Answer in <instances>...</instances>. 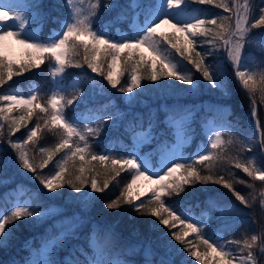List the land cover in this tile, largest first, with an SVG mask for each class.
Segmentation results:
<instances>
[{
  "label": "snow or ice",
  "instance_id": "6c2138e0",
  "mask_svg": "<svg viewBox=\"0 0 264 264\" xmlns=\"http://www.w3.org/2000/svg\"><path fill=\"white\" fill-rule=\"evenodd\" d=\"M191 3L212 5L215 0H156L154 5L148 7L144 23L142 25L136 24L132 35L121 33L118 37H113L105 29L125 19V15L121 13L110 22L102 19L105 11L116 7L112 0H89L87 7H85V0H64L67 17L58 21L60 24L59 31H54L46 40H40L31 30V25H43L47 20V16L42 11L40 0H29L27 3H12L0 0V86L12 80L14 75H20L33 68H39L45 59H50L53 61L52 76L54 79L58 75L63 76L68 67L79 68L86 65L92 73L102 76L111 88L124 94L127 103H131L132 98L136 95L134 90H142L145 87L141 82L142 79L155 84L162 79L174 78L176 81L188 85L190 90H197L201 79L186 70L184 61L194 67L195 72L200 74L202 81H206L212 88L224 89L225 84L219 71H213L212 66L206 63V57L212 54V49L203 51L205 44L215 47L217 40H219L223 42L226 48L235 77L249 95V114L253 118L257 117L258 105L255 94L258 90V81L255 73L247 68L242 59L245 44L251 43L249 38L251 30L264 28V7H260L258 15L253 17L254 6L250 0H244L242 6L237 4V0H232L231 6L228 3L216 4V7H223L226 12L235 11L234 25L218 24L217 18H195L194 22L178 19V10L187 9ZM20 7H23L25 11L16 10ZM133 7H135V2H133ZM223 19L231 20V17ZM133 23L135 24V17ZM166 24L170 25L175 31L172 33L159 31ZM206 24L216 26L219 31L206 27ZM210 35L212 36L210 40L198 41L196 39L197 37ZM9 38L23 45L26 49L34 50L28 53L27 62L20 64L18 69H15L13 63L7 61L3 54L5 43ZM164 45H167V47H162ZM142 46H146L154 54L151 59L145 58L143 53L139 52ZM197 48H201L202 51H197ZM81 50H83L82 63L76 59L80 56ZM125 50L129 51L122 57ZM171 50H175V54L180 57L179 60L171 55ZM193 53H195V57ZM118 61H120L119 65ZM141 67L146 69L143 76L138 74ZM129 69V78L121 83V77ZM57 83H60V81H57ZM260 83L264 84V74L260 76ZM259 91L261 92L260 102L264 104V87H261ZM84 95L85 93L80 92L71 99H64L63 96L53 93L48 100L51 112L49 118L45 120V125H53L59 128L61 137L53 150L41 148L42 152L47 153V159L42 161L39 168L43 169L52 160L55 153L67 149L64 157L55 165L54 172L50 171L48 175L38 174L37 165L30 162V158L21 143L9 140L10 147L19 150L17 156L19 166L27 172L33 173L32 179L39 181L45 195L58 194L59 190L67 185L75 193L81 194L77 199L94 202L96 197L92 193L105 192L109 188V181L104 180L101 186L96 176H93L89 184L84 177L86 164L91 163V161H98L102 165L110 162L111 171L115 172L117 176L120 175L122 170H129L131 172V182L127 183L117 198L104 202L103 207L105 209L111 212L123 209L124 205H128L127 209H123L125 212L131 211L137 215L146 214L156 218L158 225L153 222V227L158 228L159 225H162L167 228L168 232H162L161 235L174 238L183 246L179 251H187V255L194 257L196 261H199V264H220L221 261H223V264H234V262L235 264H256L253 249L259 243L260 252L264 254V233L251 234L242 242L240 240H229L221 243L218 237L207 236L206 221L195 220L182 212H178L171 203H165L163 199L165 196H179L185 192L186 186H194L196 183L206 185L212 182L231 191L236 200L246 208L252 206L244 195L235 190L232 181L225 179L223 175L214 177L211 174V168L208 169L210 174L201 175L200 171L194 166L195 163L205 164V162L216 159L211 150L219 149L223 144L219 130H209L208 148L204 152L197 153L192 162L173 160L169 162V165H165L166 171L163 168L161 169L162 175L159 172L153 173L147 162L135 151L128 153L126 157L120 158L112 157L108 150L92 153L88 137L98 138L104 125L114 121L117 117L114 115H93L91 119L100 126L92 128L85 125L81 128L77 117L65 114L64 105L71 106ZM36 100L37 96L34 94L28 98L14 94H0V101L7 102L5 106L0 107V116L4 121H10L9 135L18 131L21 124H27L35 109H39L40 113H49L48 107L42 106L40 103L34 104ZM109 103L114 104L112 101ZM14 108H20L26 115H21L18 118L10 117L9 114ZM178 111L185 113L182 119H187L191 115L186 109H179ZM182 119L177 117L175 111L166 115L168 125L173 128L177 124H182ZM139 123L140 132L135 130V122H130L127 130L137 138V142L150 143L155 138L152 131L155 126L154 122L150 120L146 129L143 127V117L139 118ZM256 126L259 130V119L256 120ZM2 129L3 125H0V135H3ZM39 129L40 125L37 123L34 128L28 131L24 143L33 141L37 137ZM73 137H76L77 140L73 141ZM258 143L261 153L264 154V140H260ZM245 150L251 152L253 149L251 145H248ZM86 154L91 155L90 161H85ZM75 157H79L81 162L78 169H76L78 174L75 175L74 179H66V173L69 171L68 162ZM235 167L241 169L253 180L264 181V161L257 164L254 157L246 158L244 162L237 160ZM178 170H183L179 176L176 175ZM153 176L158 178L153 179ZM140 180L155 185L150 189L151 199L147 202L141 200L145 193L140 191L141 186L137 183ZM238 182L241 184L247 183L244 180ZM85 187L89 189L86 193L84 192ZM248 187H252V185L249 184ZM38 196L39 192H35L32 197L23 202L17 201L11 207H0V247L6 246L14 231L20 226L17 221L35 223L45 217L46 213L39 210L38 206L36 208L32 207V199ZM252 199L255 200V197ZM262 207H264V202H262ZM226 211L239 214L241 209L233 205L227 210L220 209L221 215H224ZM64 219H67L69 224L66 227L62 226L55 235L49 236L41 246L42 251L37 250L42 258L28 259L23 261L22 264H80L79 257L81 256L84 258V264H120L119 261L113 262L104 259L105 250L99 243L97 235L99 222L96 227L89 228L88 249L78 248L76 259H73L71 253H69L67 259L59 262L51 259L52 253L57 248H62L69 240L79 239L78 232L83 226L81 221L84 218L65 217ZM177 223L184 225V228L180 231H172ZM53 227H55V224H53ZM225 227H228V225H225ZM189 233L196 234L197 239L206 245L207 250L204 253L193 250L196 246L185 239ZM115 238H119V234L111 225L106 226L105 242H111ZM210 240L211 242H209ZM165 246L166 252L160 256L159 260L151 258L153 255L151 245L144 246L147 253L144 264H176V261L170 257L167 251V249L174 248L171 241L165 240ZM244 251L247 252L246 255L241 254ZM13 264H16V262L13 261ZM184 264H187V261Z\"/></svg>",
  "mask_w": 264,
  "mask_h": 264
},
{
  "label": "trees",
  "instance_id": "16d2710c",
  "mask_svg": "<svg viewBox=\"0 0 264 264\" xmlns=\"http://www.w3.org/2000/svg\"><path fill=\"white\" fill-rule=\"evenodd\" d=\"M154 1L140 0V10L138 13L130 6V0H112V3L116 7L105 11L102 19L110 22L113 18L123 13L125 19L112 24L108 29L110 32H114V29L119 27L131 32L134 14L138 13L139 22L141 24L144 23L148 7L153 5ZM250 2L254 6L253 17H255L259 13V8L264 7V0H250ZM40 3L42 4V11L47 16L42 31L47 33L51 28H60L58 21L67 17L64 0H40ZM223 3H227L226 0H215V3L212 5L200 4L198 8L199 17L205 19L217 18L218 24L233 25V18L231 20L223 19L229 17V14L231 16V12L224 11L223 7L215 6L216 4ZM205 26L219 31L216 26L207 24ZM254 30L255 32L264 31V28ZM165 33L172 32L165 31ZM196 39L198 41L210 40L212 36L197 37ZM221 42L217 40L215 47L205 44L203 51L212 49V54L206 57V63L212 66L213 71H219L225 84L224 89L212 88L206 81H202L200 74L195 72L191 64L184 61L186 70L190 71L198 79H201L197 90H190L188 85L182 84L174 78L162 79L155 84L146 79H142L141 82L145 87L142 90H134L136 95L132 98L131 103H127L124 102V94L111 88L102 76L92 73L85 65L79 68L68 67L66 69L65 74L62 76L63 86L61 96L64 99H71L77 93H85L73 105H64L67 116H75L79 120H82L86 115L92 116L94 114L100 116L114 115L117 117L114 121H110L107 125H104L103 131L98 138L88 137L92 153L105 149L114 158L125 157L133 148L130 139L131 132L127 129H129L130 122L137 124L136 121L140 117H143V125L146 124L148 119L154 122V129H156L158 123L161 127L164 126L163 118L167 113L175 111L176 115H181L184 112L178 111L179 109H186L187 112L192 110L195 101L192 99L195 97H199L200 101L206 102V105L200 108L198 117H203L208 114L215 116L217 113L215 114L214 108L223 106L224 113L222 118H226L229 129L222 133L223 144L221 147L212 150L216 159L205 162V164L195 163L194 166L200 171L201 175L210 174L208 169L211 168V174L214 177L223 175L225 179L232 181L235 190L244 195L252 206L246 208L236 200L231 191L212 182L206 185L196 183L194 186H186L185 192L179 196H165L163 199L165 202H171L177 211L179 208H183L187 211L194 210L201 214V217L208 221L206 229L207 235L218 233L224 241L240 240L242 242L243 239L251 234L264 233V207H262V202H264V181L253 180L241 169L235 167L237 160L243 162L244 157L252 152L246 151L245 147L251 145L252 148L255 146L259 148V143L255 139V133L250 125L249 95L242 88V85L235 80L230 64L223 60L220 54ZM162 47H167V45ZM196 50L202 51L201 48H197ZM128 51L125 50L122 53V57ZM139 52L143 53L140 50ZM143 55L145 58L151 59L145 53ZM171 55L176 60L180 59L175 54V50H171ZM193 56L195 57V53H193ZM76 59L81 63L83 62V50H81L80 56L76 57ZM7 61H11L15 69H18L20 64L27 62V60H23L20 63H15L9 59ZM51 63L52 61L50 59H46L39 68H33L20 75H14L12 80L8 81L10 85H19L23 89H28L33 82L40 85L43 95L37 98L36 103L48 107L49 113H40L39 109H35L32 118L27 121V124H21L19 130L15 131L12 135L8 134L10 121L3 120L5 126L2 129L3 135H0V139H2L0 140V146H4L0 150V207H8L10 205L13 199L8 197L7 193L10 194V190L16 192L17 186L21 183L27 190L26 196L28 199L32 197L33 193L39 192V196L32 199V207L36 208L38 206L39 210H42L57 205L61 208L66 207L85 213L96 222H99L100 230L103 232L100 239L104 243L106 251L110 256L121 258L120 264H144L138 246L141 242L153 244L152 242L159 234L158 228L153 227V222L158 225L156 218L146 214L137 215L131 211L125 212L123 209H127L129 207L128 205H124L123 209L113 210L111 212L103 207L105 201L117 198L127 183L130 182L131 172L129 170H122L120 175L117 176L115 172L111 171L110 162L102 165L98 161H91V163L86 164V171L84 173V177L89 184L93 176H96L101 186L104 180L107 179L109 181V188L105 192L92 193L96 197L94 202L77 199L81 194L75 193L67 185L60 189L58 194H50L49 196L44 194L39 181L32 179L33 173L27 172L19 166L17 160L19 150H14L10 147L9 140L15 142L18 138L27 139L28 131L39 123L40 129L38 130L37 137L33 141L27 142V155L30 158V162L37 165V173L48 175L50 171L54 172L55 165L67 152V149H65L62 152L55 153L52 160L43 169L39 168L42 161L47 159V153L42 152L41 148L53 150L55 145L59 143L61 137V130L59 128L53 125H45V120L49 118L51 112V108L48 105L53 84L49 70ZM119 64L120 61H118ZM129 72L130 69L121 77V83H124L129 78ZM145 72L146 69L141 67L138 74L143 76ZM75 76L82 83V86L79 89L71 90L66 85ZM256 79L258 81V90L255 94L258 105L256 118L260 121L259 130L261 132V140H264V104L260 102L261 92L259 91L261 87H264V84L260 83V77ZM7 87L8 84L0 86V92ZM110 101L114 102V104H110ZM153 108L156 109V113L152 112ZM21 115H26V113L20 108L14 109L9 114L10 117L16 118ZM160 119L162 122H158ZM193 123L195 124V127L191 131L193 143L187 148L189 151L195 149L199 143L198 139H203L199 138L201 135L199 121L194 120ZM99 126L96 121L92 124V128ZM258 153L262 157V161H264V154L261 153L260 148ZM90 160L91 155L86 154L85 161ZM80 163L79 157H75L68 162L69 171L66 173V179L75 178V175L78 174L76 169H78ZM240 180H244L247 183L241 184L238 182ZM249 184L252 187H248ZM88 191V187H85L84 192L86 193ZM253 197H255V200L252 199ZM233 205L241 209L239 214L227 211L224 215L218 213L219 209L227 210ZM17 224L20 226L14 231L12 238L7 242L6 246L0 247V264H13V261L16 264H22L33 251L39 249L49 236L55 235L57 232V227H53L46 218L35 223L17 221ZM108 225H111L115 229L116 233L119 234V238H115L111 242L106 243L104 237L105 228ZM225 225H228V227H225ZM87 231L88 229L79 231V239L69 240L62 248H57L52 253L51 258L59 262L65 260L67 255L71 253L73 259H76L78 257V248L88 249ZM253 252L257 257L256 264H264V254L260 252L259 243L253 249ZM241 254L246 255L247 252L244 251ZM79 261L80 264H83L84 258L82 256L79 257Z\"/></svg>",
  "mask_w": 264,
  "mask_h": 264
},
{
  "label": "rangeland",
  "instance_id": "374dc122",
  "mask_svg": "<svg viewBox=\"0 0 264 264\" xmlns=\"http://www.w3.org/2000/svg\"><path fill=\"white\" fill-rule=\"evenodd\" d=\"M6 2L27 3L28 0H6ZM133 2H135V7H133ZM226 2L229 4V6H231L232 0H226ZM88 3H89V0H85V7L88 6ZM138 3H139V0H131L130 2L133 8H136L138 6ZM243 3H244V0H242L240 3H237V4L242 6ZM198 6L199 4L197 3H191L187 7V9L182 8L181 10H178L179 15L177 18L185 20V21H189V22H194L195 18H199L197 14ZM16 10L25 11L23 7L17 8ZM217 16H220V15H217ZM228 16H230V14ZM134 17H135V24L132 23L133 29L135 28L136 24H140L137 20V16L135 15ZM230 17L233 18V22H234L235 21V11H233V13L231 12ZM172 22L174 23L175 21L173 20ZM40 26L41 25H34V24L31 25V30L34 32L35 35L39 37L40 40H46L49 36L53 34L54 31H59L58 29L51 28L50 31L45 33V31H42ZM105 31H107L108 34L113 37H118L121 33L126 34V35L133 34V30H132V33H130L128 31H125L119 28H116L115 29L116 32H112V33L107 28L105 29ZM159 31H175V29H173L170 25L166 24V25H163L159 29ZM254 31H255L254 29L251 30V34L249 37L251 40V43L245 44V48L243 50L242 62L246 64L247 68L251 72L255 73L256 78H257V77H260L261 74H264V46H262V44H264V33H260V32L253 33ZM10 43L12 42H11V39L9 38V40H7L5 43L3 54L6 55L8 58L14 60L15 62H19L24 58H27L28 60V53L34 51L32 49H26L21 44H18L17 47H14L13 45H10ZM139 50H142L149 57H153L154 55L146 46H142ZM223 52H225V59L231 63L230 58L227 55V51H226L224 44H223ZM52 68H53V64L50 68L51 76H52ZM52 79L54 81V86L51 91V96L53 95V93H56L59 96L61 85L60 83H57V81H60L61 76L58 75L56 79H54L52 76ZM68 86L72 89L74 88L79 89L82 86V83H80L77 80V78L74 77L73 80L68 81ZM3 94H14V95L22 96L24 98H28L29 96L33 94L38 97L40 93H39V89L34 86L32 87L31 91L28 93H24L19 87H17V88L8 89ZM192 100H195L193 103V106L195 107L197 105V110L199 109V107L203 105V103H200L199 97H195ZM124 102H126L125 98H124ZM197 110L194 109L192 111H189L191 115L188 116L187 119H182L185 113L182 116H179L178 118L182 119V124H177L175 128L170 127L168 125V122L165 116L164 118L165 127L160 128V126H157L158 127L157 130H154L153 128L152 131H153V135L155 138L152 139L150 143H139L137 142V138L131 135L130 139L132 141L133 149H131L129 153L135 151L137 155L141 156L147 162L148 167L151 170V172L153 173L159 172L161 175L163 174L161 169L163 168L166 171L165 165H169L170 161H173V160H177L178 162H183L184 160H188L190 162L193 161L197 153L204 152V150L208 148L210 129L219 130L221 132V140H222L223 138L222 131L229 127L228 123L226 122V118H222L223 117L222 108H220L218 112L216 109H214V111L217 114L215 116L207 115L206 118L204 117L197 118V113H196ZM194 120L199 121V124L203 122L202 127L200 129L201 135L199 138H203L204 140L200 141L198 147L195 150L189 152L188 150H186V148L187 146H189V144H191V138H192L191 131L195 127V124L193 123ZM92 121L90 117H84L83 121H80L79 126L81 128H83L85 125L91 127ZM136 122H137L136 124L137 129L135 130L137 132H140L141 127L138 126L140 125L139 120ZM158 122H162V121L158 120ZM148 123L149 122L147 119L146 125H144L145 129L147 128ZM0 125H2L1 120H0ZM166 137H169L170 139H172V141H170L169 138H166ZM76 140L77 138L73 137V141H76ZM24 141L25 139H19L16 142H20L23 149L26 150L27 143H24ZM252 149L253 151L250 154H248L245 157V159L254 157L257 164H259L262 161V157L260 156V154H258V150L256 146L253 147ZM102 151H104V149H102ZM181 171L183 170H178L176 175L179 176ZM152 178L157 179L158 177L153 176ZM137 183L138 185L141 186L140 191L145 193V195L141 197V200L147 202L148 200L151 199L150 189L152 187H155V185H151L148 182L143 181V180H140ZM25 192H26L25 188L21 185V183H19V185L17 186V192L14 194L15 197H14L12 204H14L17 201L23 202L24 200H27L28 198L24 196ZM137 203H139V201H137ZM165 203H171V202H165ZM41 211H44L46 213L45 218L47 219V221L51 224H55L58 230H60L62 226L66 227L69 224V221L67 219H64L65 217H76L77 219H79L80 217H83L84 219L81 221L83 226L79 229V231L88 229L87 231L88 233H89V228L96 227L98 223L93 218L89 217L88 215H86L85 213L81 211L72 210L66 207L61 208L57 205H54L48 209L41 210ZM182 213H184L185 215L195 220H203L207 222V220H204L203 218H201L200 214L195 213L193 211L192 212L182 211ZM183 228H184V225L177 223L176 227L172 228V231H180ZM158 232L159 234L152 242L153 244L141 242V244L138 246L142 259H145V256L147 255V253L144 250V246L151 245V248L153 250V255L151 258L153 260H159L160 256L164 255L166 252L165 240H168V241H171V244L174 246V248L167 249V251L170 257L176 261V264H184L185 261H187V264H199V261H196L194 257L187 255V251H184V252L179 251V249H181L183 246L180 245L179 242L175 241L174 238H172L171 236L161 235L162 232L164 233L168 232L167 228H165L162 225H159ZM102 234L103 232L100 230V225H99V232L97 233V235L99 237V243L101 244V246L104 247V250H105V245L103 242H101V239H100ZM208 237H218L221 243L225 242L220 238V235L218 233L209 234ZM185 239L188 241H191L192 245L196 246L193 250H197L200 253H204L207 250L206 245H204L197 239L196 234L189 233V235L186 236ZM209 242H211V240ZM40 250L42 251V248H40ZM38 258H42V257L38 254V252H34L28 259H38ZM104 259L110 260L113 262H116V261L121 262V259H118L116 257H109L106 251H104ZM220 264H223V261H221Z\"/></svg>",
  "mask_w": 264,
  "mask_h": 264
},
{
  "label": "bare ground",
  "instance_id": "6f19581e",
  "mask_svg": "<svg viewBox=\"0 0 264 264\" xmlns=\"http://www.w3.org/2000/svg\"><path fill=\"white\" fill-rule=\"evenodd\" d=\"M10 39H11V38H10ZM11 42H12V43H10V45H13L14 47H17L18 44H19L18 42H16L15 40H12V39H11Z\"/></svg>",
  "mask_w": 264,
  "mask_h": 264
}]
</instances>
